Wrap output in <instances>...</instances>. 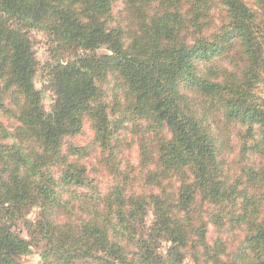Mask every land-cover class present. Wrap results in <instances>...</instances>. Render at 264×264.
<instances>
[{
	"label": "trees",
	"instance_id": "1",
	"mask_svg": "<svg viewBox=\"0 0 264 264\" xmlns=\"http://www.w3.org/2000/svg\"><path fill=\"white\" fill-rule=\"evenodd\" d=\"M263 74L264 0H0V264H264Z\"/></svg>",
	"mask_w": 264,
	"mask_h": 264
},
{
	"label": "rangeland",
	"instance_id": "2",
	"mask_svg": "<svg viewBox=\"0 0 264 264\" xmlns=\"http://www.w3.org/2000/svg\"><path fill=\"white\" fill-rule=\"evenodd\" d=\"M247 1H249L250 5H253V0H247ZM119 7L121 6H117L116 10H118ZM31 35L34 41V49L36 52V56L40 63V68L35 77V82H36L37 88L43 92V106L46 109V111L49 112L52 110L54 100H55V93L48 86L46 82V77H45L44 68H43L45 63L52 59L51 54H50L49 37L46 33L41 32V31H36V30L32 31ZM105 51H106L105 47H102L98 50L99 53H105ZM257 92H258L259 97H261L262 102L264 103V74H263L262 80L258 84ZM85 135L86 136L83 137V139L87 140L91 135V131L89 127H86ZM127 151H128L127 155H129L132 161L137 164V161H138L137 146H135L131 150L128 149ZM94 158L95 156L94 157L90 156L89 158H87V163L89 165L96 163L94 161L95 160ZM94 172H96V170H93L91 174L98 179V184L100 185L101 189L103 190L108 189L109 183L111 182V177L102 170L97 171V173H94ZM39 214H40V209L35 207L30 210L28 214V218L31 219L32 221H36L39 218ZM153 219H154L153 210H151L147 216L146 225L145 227H143L144 229L141 228V233L144 234L148 226L152 223ZM14 230L22 237L27 238L32 241L31 251L27 254L22 255L20 257V260L24 264H45L43 257H42V252L44 249L45 241H38L32 238L29 231L26 229L24 222H18L15 225ZM213 235H214V231L212 229L211 236ZM168 246H169L168 241L163 242L160 248V251L162 253H165L168 249ZM57 264H60V263H57ZM184 264H193V261L190 256L186 258Z\"/></svg>",
	"mask_w": 264,
	"mask_h": 264
}]
</instances>
